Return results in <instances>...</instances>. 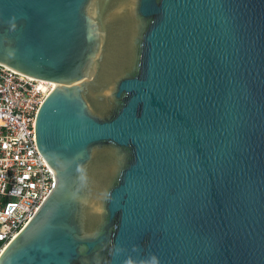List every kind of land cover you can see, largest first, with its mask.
<instances>
[{
	"label": "water",
	"instance_id": "95a60500",
	"mask_svg": "<svg viewBox=\"0 0 264 264\" xmlns=\"http://www.w3.org/2000/svg\"><path fill=\"white\" fill-rule=\"evenodd\" d=\"M0 62L55 82L0 264H264V0H0Z\"/></svg>",
	"mask_w": 264,
	"mask_h": 264
},
{
	"label": "built area",
	"instance_id": "2783aa9c",
	"mask_svg": "<svg viewBox=\"0 0 264 264\" xmlns=\"http://www.w3.org/2000/svg\"><path fill=\"white\" fill-rule=\"evenodd\" d=\"M54 85L0 62V252L54 184L34 139L36 111Z\"/></svg>",
	"mask_w": 264,
	"mask_h": 264
}]
</instances>
